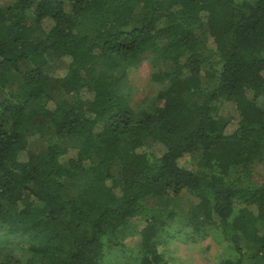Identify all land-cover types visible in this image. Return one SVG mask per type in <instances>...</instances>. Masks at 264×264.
<instances>
[{"label": "trees", "instance_id": "trees-1", "mask_svg": "<svg viewBox=\"0 0 264 264\" xmlns=\"http://www.w3.org/2000/svg\"><path fill=\"white\" fill-rule=\"evenodd\" d=\"M146 62L157 91L134 104ZM257 166L264 0L0 5V264H174L173 235L264 264Z\"/></svg>", "mask_w": 264, "mask_h": 264}, {"label": "rangeland", "instance_id": "rangeland-1", "mask_svg": "<svg viewBox=\"0 0 264 264\" xmlns=\"http://www.w3.org/2000/svg\"><path fill=\"white\" fill-rule=\"evenodd\" d=\"M10 0H0V5L8 3ZM152 68L148 62L141 64L138 69L131 72L129 75L130 81L132 83L134 93L133 100L134 104L141 102L150 98V100L155 95L157 88L155 84L151 81ZM222 114L225 116L232 117V123L227 129L228 133H231L235 129L236 125V114L235 109L232 104H226L222 110ZM181 165L184 167L190 168L187 161H183ZM253 178L261 182L262 176L264 174V168L262 166H257L255 168ZM187 199L182 200V207L190 206L193 203V200L186 197ZM137 228L140 224L136 225ZM141 227V226H140ZM130 233L122 239V253L130 255L132 250L136 248L140 243V237L137 235V232ZM167 247L171 250H174V257L177 261H174V264H214L210 262L211 256H216L218 250L217 245L208 238L199 243H191L186 241L180 236L170 237L166 241ZM106 264V263H105ZM107 264H122L121 261H110Z\"/></svg>", "mask_w": 264, "mask_h": 264}]
</instances>
